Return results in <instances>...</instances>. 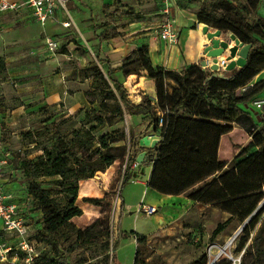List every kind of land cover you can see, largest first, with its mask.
Masks as SVG:
<instances>
[{
    "label": "trees",
    "instance_id": "obj_1",
    "mask_svg": "<svg viewBox=\"0 0 264 264\" xmlns=\"http://www.w3.org/2000/svg\"><path fill=\"white\" fill-rule=\"evenodd\" d=\"M259 4L260 0H209L196 11L198 22L215 28L218 35L230 31L239 40L241 48H245L239 66L217 70L195 64L189 70L165 69L152 63L147 45L133 49L123 58L119 69L124 74L141 69L155 79L157 104L162 110L160 127L153 106L133 102L124 85L112 78L113 68L102 70L96 53L82 71L92 77L89 93L99 97L98 109L84 110V118L66 131H62L61 126L68 121V116L52 118L54 113H51L41 120V128L21 132L23 141L35 143L34 146L40 136H46L50 142L34 159L18 162L28 179L26 192L42 213L40 226L31 235L38 243L39 254L29 264H86L84 257L76 259L72 253L97 244L103 248V264L112 262L113 256H109L108 251L114 248L115 239L109 242V214L97 217L83 228L72 218L83 213L76 203L79 181L104 171L116 159L126 158L120 188L116 191L119 206H122L121 188L131 176V164L139 149L133 130L130 128L127 132L122 126L126 115H142L148 126L159 128L161 138L151 147L155 152L150 153L152 159L155 158L148 182L152 189L166 194L189 190L191 200L211 203L240 220L254 212L264 197V114L252 115L248 110V102L264 91V78L252 81L264 71V43L261 42L264 41V15L259 12ZM119 34L113 28L104 29L99 36L107 39ZM249 82L253 85L240 89ZM241 104L247 107L242 108ZM232 123L247 130L249 147L256 149L250 151L248 146L241 147L227 165L218 159V147L220 136L231 131ZM84 186L80 192H84ZM108 194L109 191L102 197L83 196L82 201L103 206ZM84 212L88 218L93 216L87 208ZM259 213L245 225L241 248ZM223 226L224 222L219 223L213 234ZM145 237L140 236L138 240ZM44 250L53 256H45ZM244 253L250 254V260L243 254L239 264H264V222ZM137 254L138 248L133 264H141ZM23 256L19 251L20 262ZM206 262L204 252L186 264ZM229 263L223 259L213 264Z\"/></svg>",
    "mask_w": 264,
    "mask_h": 264
},
{
    "label": "crops",
    "instance_id": "obj_2",
    "mask_svg": "<svg viewBox=\"0 0 264 264\" xmlns=\"http://www.w3.org/2000/svg\"><path fill=\"white\" fill-rule=\"evenodd\" d=\"M10 1L20 2L22 0ZM145 1L147 0H140V3L139 0H117L114 5V0H67L66 10L58 6L54 15L43 25L35 20L29 6H23L18 10L0 12V25L4 28L0 38V62L2 63L0 71V138L5 132L12 134L10 141L5 143L6 145L12 146L11 141L18 140L20 134L17 133L20 130L31 129V117L37 114L39 110L44 111L49 108L56 110L52 118L63 113L66 115L73 114L76 111V95L81 87L76 86V75L72 71V68L75 67L71 64L70 69V63L62 56L65 53H55V51L44 46V37L49 38L51 36L59 45H66L68 51H73L71 55L76 60V31L84 38L87 47L92 50L91 53L94 55L93 57L81 55L84 58L83 65L91 58H95L96 53H98L101 59L99 65L102 70L104 71V68L107 69V67L113 68L112 78L124 85L133 102L149 103L153 106L159 116L158 127L161 126L162 110L157 104L155 79L141 69L138 72L124 74L119 69L123 58L133 49L147 45L152 63L165 69L189 70L191 65L195 64L204 69L214 68L210 63V57H214V55H209L208 52L218 49L219 40L215 44L213 35H209V32L214 31H210L209 26L206 27V24L197 21L196 11L203 4L199 0H172L170 16L178 32V41L168 43L162 40L158 35V26L163 19V15L160 13L161 0H154V6H150ZM128 6L133 8L132 11L140 12L139 18L134 19L128 15L126 12ZM65 22L69 23L66 24ZM113 28H116L120 34L107 39H102L99 36L104 29ZM100 29L102 30L100 31ZM227 32L232 39L231 32ZM233 44H235L234 39L228 46ZM240 48L241 46L236 49L234 56L231 57H228V54L224 56L226 49L222 48L220 56L228 57V62L224 68L219 70H228L232 66H239L244 59V56L239 54ZM204 61H207L205 66L202 63ZM91 81L92 78L88 82L89 88H84L85 91L90 90ZM110 83L113 85L112 82ZM262 95H264V91L258 97ZM240 106L242 108L247 107L242 104ZM248 110L254 115L251 108ZM125 117H128V122L131 124L128 130L126 128L125 130L127 132L130 128L133 130L139 145L138 153L144 151L146 154H150L151 151H154L151 147L161 138L159 128L154 129L152 125L148 126L147 122L143 121L142 115H126ZM235 124L238 123H232L231 131L220 136L218 159L225 161L227 165L238 153L237 151L234 152L232 158L222 156L224 137L234 131L237 127ZM241 129L245 130L243 126ZM157 130L159 133H156ZM3 142L0 139L1 155L4 150ZM34 144L18 141V147H16L17 145L14 143L18 160L34 159L41 152L40 150L34 154H29L31 149H34ZM234 148H238V146ZM227 151L233 152L230 147ZM3 156L5 157V155ZM154 159L149 160L145 157L141 163L137 162L136 166H133L132 163L131 176L128 180L142 186L143 190L151 188L148 182ZM6 160L3 174L6 200L18 204V207L24 212L30 231L34 232L40 226L42 213L32 204V199L26 192L27 183H22L16 178L17 170L13 165L14 163L7 158ZM125 164L126 158L124 160L116 159L104 171H100L93 177L81 179L76 199L77 205H79V201L83 202V196L102 197L106 195L114 178L121 180ZM82 185H85L84 192H80ZM188 191L179 194H166L156 191L159 198L158 206L171 204ZM121 199H124L122 206L123 204L136 206V215L142 214L139 211L141 204H150L143 202L142 197L136 203L131 202L133 204L127 203L126 196ZM83 203L84 208L79 205L83 212L87 208L93 213L92 218L98 217L101 210L100 205ZM204 205L210 206L212 204ZM122 206L119 208L121 209ZM88 220L89 218L85 222L90 223ZM155 230L156 228L150 234ZM5 234L13 236L12 233L0 230V238L3 239ZM148 235H139L138 233L133 235L135 250L138 245V238ZM11 241L13 242L14 239L12 238ZM8 242L10 243V241ZM110 255L113 256L112 264H130L119 259L115 247L111 248Z\"/></svg>",
    "mask_w": 264,
    "mask_h": 264
},
{
    "label": "rangeland",
    "instance_id": "obj_3",
    "mask_svg": "<svg viewBox=\"0 0 264 264\" xmlns=\"http://www.w3.org/2000/svg\"><path fill=\"white\" fill-rule=\"evenodd\" d=\"M153 1L154 0H147L145 2H148L150 6H154ZM199 1L202 3L209 2V0ZM116 3L117 0H115L114 5ZM132 9V7L128 6L126 9L128 15L134 19L139 18L138 14L140 12H134ZM143 9L144 8L142 7V10ZM259 12L260 14L264 15V0H260ZM101 30L102 29H100V31ZM209 30L215 31L216 29L209 27ZM227 33V31H224L221 35L212 36V38H217V40H223L227 43H231L230 36ZM76 36V60L73 59L71 55L73 54V51H68L65 47L66 45H59L57 43V49L55 50V53H65L62 56L70 63V69L72 66L71 64L74 65L75 68H72V71L76 75V86L81 87L80 91H78V94L76 95V111L69 115H66V113L59 115L61 117L68 116L69 118L68 121L63 124V126H61L62 131H66L76 125V122H80L82 118H84V110H90V108H95L94 110L98 109L99 97L96 94L89 93V89L86 91L84 90V88H89L88 82L92 77L85 75V72L82 71V67L84 66V58L81 55H89L91 57L94 55L91 53L92 50L87 47L88 45L85 43L84 38L81 37L77 31ZM46 38L47 36L44 37V46H47L45 41ZM49 38L55 40L51 36ZM261 42L264 43V41ZM225 49L224 56L228 54L229 57V47L226 46ZM209 61L210 60L208 58V62ZM202 63L205 66L207 61ZM104 72H106L105 68ZM261 78H264V72L256 75L252 81L254 82ZM168 89H172L171 83H169ZM258 95L249 101L248 106L250 108H253L250 104L253 103V100L256 99ZM252 111L254 115L256 113L264 114V109H254ZM55 112L56 110H53L52 108L45 109L44 111L39 110L37 114L31 117L32 125L30 130L41 128V120L46 116V114H53ZM235 125L237 127L234 129V131L224 137L222 156L226 158H232L233 153L236 151L238 152L243 146H248L250 151L256 149L255 147H249L250 137L247 130L241 129V126L238 124ZM122 126H124L126 130H128V127L131 126L130 122H128V117H125ZM27 130L29 129L20 130L17 134L21 135V131ZM103 130H107V128H103ZM51 131H53V128L50 129V132ZM156 133H159L158 130ZM20 135L18 140L11 141L13 147L5 144L7 141H10L12 134L5 132L1 135L0 139L4 141V150L0 156L3 158L6 157L9 161L14 163L13 165L17 170L16 178L22 183L26 184L28 179H26L23 171L18 166L19 160L16 156V149H14L18 147V141L21 142L24 140L23 136ZM136 139L137 138L135 137V140ZM37 141L38 144L35 145L34 149H31L29 154L39 152L44 147V145L50 144V142L47 141L46 136L37 137ZM14 143H16V147L14 146ZM237 146L238 148H234ZM229 147L233 151L232 153L227 151ZM3 155H5V157ZM228 164H231V160L228 162ZM119 183L120 179L114 178L109 188L107 203L101 206L98 217L109 214V242L115 239V251L121 261L132 264V261L135 257V242L133 241V235L136 233L139 235H148L154 230V228H156V230L152 234L146 236L141 241L138 240L137 258L141 264H186L188 261L200 256L204 252L207 255L206 264L209 261L217 262L223 259L229 260V264H239L243 254L247 261L250 260V254H246L244 252L245 248L251 245V238L254 236L257 229L261 223L264 222V209H261V207H264V204L260 205L261 201L264 200V197L261 198L256 209L250 216L244 220H240V218L231 216L230 213L222 211L214 205L208 206L191 200L188 198V192L181 196L177 201L171 202V204L166 206H158L159 198L155 190L151 188L143 190L142 186H138L130 180H126L121 188V195L122 198L126 196L127 203H136L140 200L139 198L142 197L143 202L150 203L156 207V210L152 215H136V206L134 205L126 206V204H123L122 208H119V199L116 193L118 187L120 188ZM262 190H264V188H262ZM78 204L82 208L85 207L83 202L79 201ZM257 212L260 213L256 223L250 229L249 237L246 239L244 247L241 248L240 243L244 238L243 229L249 221L253 220ZM96 218L91 217L88 221L92 222ZM87 219L88 217L85 215V212H83V214L80 216L72 218V221L77 226L81 227L82 225L85 226L89 224V222H85ZM223 222V229L217 234H213V230L216 228V226ZM29 233H31V231ZM12 238V235H3V239L6 241L12 242ZM101 249H103L101 244H97L96 246L73 252L72 257L76 259L84 257L86 259V264H103ZM221 250L222 252H220ZM14 252H12V254ZM110 252L111 249L109 248V256ZM44 254L48 257L53 256L48 250H44ZM15 262L17 264H21L18 258L15 260ZM109 264H112L111 260Z\"/></svg>",
    "mask_w": 264,
    "mask_h": 264
},
{
    "label": "built area",
    "instance_id": "obj_4",
    "mask_svg": "<svg viewBox=\"0 0 264 264\" xmlns=\"http://www.w3.org/2000/svg\"><path fill=\"white\" fill-rule=\"evenodd\" d=\"M66 1L67 0H22L18 2L0 0V12L18 10L23 6H29L32 9V14L35 20L39 24L43 25L54 15L55 9L58 6L66 10ZM171 2L172 0H161L160 2V13L163 15V19L158 26V35L162 40L168 43H176L178 41V32L176 31L173 25V20L170 16ZM65 23L68 24L69 22ZM3 31L4 28L0 25V38L2 37ZM231 40L232 39H230V41ZM45 41L49 50L55 51L57 49V42L55 40L46 38ZM229 44L230 43H228V45ZM210 60L211 65H215L216 69L219 70L227 65L228 57L217 55L210 57ZM252 85L253 82H249L240 89L245 90ZM251 105L253 107L252 110L264 109V95L254 99ZM161 120L162 119L160 118V121ZM6 162V158L0 156V230L12 233L14 241L9 243L8 241L0 238V264L14 263L18 258L19 251L24 254L21 259V264H29L32 259L39 254V250L37 248L38 243L31 237L32 232L29 233L30 229L27 219L24 216V212L21 211L17 203L6 200L7 195L3 188V174ZM136 165L137 161L135 160L133 162V166ZM262 204H264V200L261 201L260 205ZM155 210L156 208L150 204L143 203L139 207V211L145 215H152ZM12 252L14 253L12 254ZM213 262L211 264H213Z\"/></svg>",
    "mask_w": 264,
    "mask_h": 264
},
{
    "label": "water",
    "instance_id": "obj_5",
    "mask_svg": "<svg viewBox=\"0 0 264 264\" xmlns=\"http://www.w3.org/2000/svg\"><path fill=\"white\" fill-rule=\"evenodd\" d=\"M206 27H207V26H206ZM210 34H211V36H212V35H213V36H217V35H218V33H217L216 30H215L214 32H209V35H210ZM231 38L234 39L235 44H233L232 46H228V43H227L226 41L219 40V41H218V42H219V47H218V49L208 52L209 55H214V56L220 55L221 52H222V48H225L226 46H228V47H229V51H230V56H229V57L234 56L236 49H237L239 46H242V45L240 44V42H238V39L234 36V34H231ZM213 40H214V43L216 44V42H217V38H213ZM239 54H240V55H244V54H245V48H240ZM213 67L216 68L215 65H213ZM145 157L148 158L149 160H152V157L150 156V154H146L144 151H141V152H139V153L137 154V156H136V161H137L138 163H141L142 160H144Z\"/></svg>",
    "mask_w": 264,
    "mask_h": 264
},
{
    "label": "bare ground",
    "instance_id": "obj_6",
    "mask_svg": "<svg viewBox=\"0 0 264 264\" xmlns=\"http://www.w3.org/2000/svg\"><path fill=\"white\" fill-rule=\"evenodd\" d=\"M220 252H222V250H221ZM211 263H212V261H209V263H208V264H211Z\"/></svg>",
    "mask_w": 264,
    "mask_h": 264
}]
</instances>
